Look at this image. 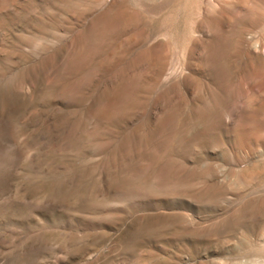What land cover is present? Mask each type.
Wrapping results in <instances>:
<instances>
[{
	"label": "rangeland",
	"instance_id": "rangeland-1",
	"mask_svg": "<svg viewBox=\"0 0 264 264\" xmlns=\"http://www.w3.org/2000/svg\"><path fill=\"white\" fill-rule=\"evenodd\" d=\"M0 264H264V0H0Z\"/></svg>",
	"mask_w": 264,
	"mask_h": 264
}]
</instances>
